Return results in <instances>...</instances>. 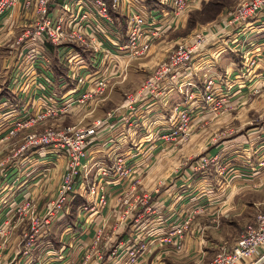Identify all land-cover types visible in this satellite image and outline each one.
I'll use <instances>...</instances> for the list:
<instances>
[{
    "label": "crops",
    "instance_id": "obj_1",
    "mask_svg": "<svg viewBox=\"0 0 264 264\" xmlns=\"http://www.w3.org/2000/svg\"><path fill=\"white\" fill-rule=\"evenodd\" d=\"M23 1L0 16V133L13 121L35 115L49 97L62 101L87 88L72 91L69 80L55 79L52 65L50 69L18 59L25 50L17 48L16 42L36 21L24 10ZM207 1L190 0L187 9L175 15L170 0H144L139 8L145 11L148 30L162 28L148 54L129 61L125 68L117 51L112 59H117L118 66L112 67L110 59L97 63L98 72L92 80L108 78L110 91L106 98L87 103L77 115L93 117L89 126L98 120L104 123L86 147L84 168L75 182L79 205L74 213L66 210L43 231L39 229L33 256L27 262L17 254L27 234L32 233L30 223L17 225L14 221L8 226L6 220L28 200L36 207V214H44L56 194L65 159L49 149L19 152L16 148L11 161L6 151L0 152L1 264H80L87 256L91 257L89 264H209L221 247H230L251 224H245V217L253 214L247 205L250 192L264 193V168L258 164L264 156V89L253 95L264 85V11L253 21L231 29L223 28V19L199 24L183 35L190 13ZM63 9L62 0H56L51 17L63 16ZM126 14L125 4L112 14L122 35ZM199 29L208 31L209 40L190 65L174 79L163 80L152 95L126 107L153 69L166 62L173 47ZM252 56L261 59L249 72L247 63ZM51 57L52 63L54 59L63 63L61 50L54 48ZM208 78L216 84V95H226L229 109L235 110L219 118L208 112L200 94ZM177 103H185L191 113L189 136L182 144L163 139L174 128L172 107ZM106 106L109 109L105 111ZM253 116L255 124L251 123ZM121 155L132 173L124 179L111 176L105 184L107 204L97 208L101 206L87 189L100 180L99 168L111 166ZM200 155H218L220 165L226 168L225 177H220L214 166L205 173L193 171ZM134 179H138V186L132 192ZM262 193L249 204L252 209L264 204ZM126 199L132 210L123 220ZM82 205L96 206L82 211ZM188 218L191 222L179 250L163 241ZM43 253L45 262H41ZM255 264H264V257Z\"/></svg>",
    "mask_w": 264,
    "mask_h": 264
},
{
    "label": "built area",
    "instance_id": "obj_2",
    "mask_svg": "<svg viewBox=\"0 0 264 264\" xmlns=\"http://www.w3.org/2000/svg\"><path fill=\"white\" fill-rule=\"evenodd\" d=\"M20 0H0V16L8 12ZM56 0H24L23 8L36 18L34 26L26 31L16 42V47H22L25 53H19L20 61L26 60L51 69V51L47 45H52L64 55L63 63L58 61L63 68L66 79L69 80L72 91L84 89L82 94L76 97L68 95L62 101L49 99L35 115L26 116L23 119L13 121L4 132L0 133V152L5 150L6 144L23 134L25 142L18 148L23 152L28 148L35 150H51L53 153L62 154L65 159V169L57 189L55 201H53L44 213L43 223L45 227L54 222L77 196L75 183L83 171V160L86 157V147L96 135V130L103 125L98 120L89 127L75 128L63 127L54 129L45 125L51 119H59L82 109L89 102H96L105 96L109 89V79L97 77L92 80L94 72H98L97 63L101 65L110 59L112 67L118 66L117 59H112L117 51L121 57L123 68L129 61L144 57L148 54L155 39L160 37L162 28L154 27L148 30L146 14L139 3L144 0H62L64 15L53 19L50 15L52 4ZM126 2V3H125ZM190 0H170L173 14L184 12ZM126 6V31L122 35L112 17L111 12L119 10L121 5ZM264 11V0H248L236 6L228 13L223 21L224 29H231L241 24H247ZM208 31L201 30L194 33L188 40H183L169 54L166 62L158 65L142 83L135 97L128 99L126 107L131 108L132 102L138 98L152 95L163 80H172L184 68L188 67L194 57L200 53L208 42ZM109 44V45H108ZM260 57L252 56L248 59V69L252 71L260 62ZM94 70V71H92ZM88 71V74L83 72ZM186 86H191L187 84ZM264 89V85L254 91ZM215 82L208 78L201 90V95L208 112L215 117L221 112L229 110V98L220 93L216 95ZM111 113H107L110 116ZM172 115L175 124L172 131L163 135V139L169 143L182 144L187 141L191 123V113L185 103H177L172 107ZM38 127H44L43 131H36ZM193 171L205 173L213 166L221 167L217 156H203L194 161ZM264 168V156L258 162ZM100 180H95L88 187L90 196L95 197L98 206H104L107 202L106 183L111 176L120 179L131 175L132 169L128 166L124 156H117L111 166L99 168ZM138 179L131 183L132 192L136 191ZM15 213L22 215L28 209L31 223L32 236L25 244L31 248L39 235L36 219V207L28 200L23 201ZM125 205L122 219H125L132 210L129 199L123 201ZM96 205L80 206V210H94ZM38 216V217H37ZM37 222V223H36ZM40 222V221H39ZM191 218L186 219L171 236L163 241L172 243L179 250L183 233L187 231ZM36 223V224H35ZM40 224V223H39ZM37 225V226H36ZM98 240V239H97ZM24 248V247H23ZM27 248V250H28ZM24 250V249H23ZM24 252V251H23ZM26 255V252L24 253ZM264 257V210L256 215L252 225H248L240 237L230 246L221 247L209 264H239L242 262L257 263ZM85 258H89L88 256ZM131 262L134 255L131 254ZM254 262V263H253Z\"/></svg>",
    "mask_w": 264,
    "mask_h": 264
},
{
    "label": "rangeland",
    "instance_id": "obj_3",
    "mask_svg": "<svg viewBox=\"0 0 264 264\" xmlns=\"http://www.w3.org/2000/svg\"><path fill=\"white\" fill-rule=\"evenodd\" d=\"M223 4H224V7L220 10V13L214 18V20H208V15L210 14V12L212 11L211 9H209V7H207V11H206V13L205 14H200L199 13V11H201V9H202V7L199 9V10H197V11H194V12H192V13H190V16L188 17V19H187V22H188V20H189V18H193L194 19V21H195V25H194V27H193V29L192 30H194L195 29V27L197 26V25H205V24H210L211 22H216V21H218V20H223V19H225L226 18V16L228 15V13L230 12V11H232L236 6H238L239 4H241L242 2H245V1H248V0H220ZM208 2V1H207ZM204 3H206V2H204ZM204 3H203V5H204ZM202 6V5H201ZM210 10V11H209ZM224 21V20H223ZM191 30V31H192ZM202 29H199V30H197L196 32H198V31H201ZM191 31L189 32V34L191 33ZM196 32H192V34H191V36L194 34V33H196ZM172 36V35H171ZM190 36V37H191ZM173 37H175V36H173ZM189 37V38H190ZM165 40L166 41H169L170 40V37L168 36L167 37V39L165 38ZM177 44H179V43H177ZM177 44L173 47V49H172V51L175 49V47L177 46ZM171 51V52H172ZM145 57V56H144ZM157 67V66H156ZM155 67V68H156ZM154 68V69H155ZM153 69V70H154ZM130 89H132L131 87H130ZM108 92L107 93H105L106 95H105V97H103V98H106V96H107V94L109 93V91H110V89H108L107 90ZM254 93H253V95L254 96H257V95H259V94H261L262 93V90L261 91H258V92H255V91H253ZM102 98V99H103ZM121 98H123L122 96H121ZM101 99V100H102ZM237 107V106H236ZM105 108V111L107 110V109H109L108 108V106H106V107H104ZM103 108V109H104ZM103 109H102V111H103ZM236 108H230L229 110H227V111H225L224 113L223 112H221V113H219L218 115H215V117H221L222 116V114H225L226 112H230V111H232V110H235ZM81 109L80 110H77V112H74V113H72V114H70L69 116H67V117H65V119H59V120H54V121H50V122H48L45 126L46 127H49V128H54V129H60V128H62V126L63 127H75L76 129L77 128H84V127H88L89 126V123H91V122H88V121H90L91 119H93V117H85V114H82L79 118L77 117V115H80L81 114ZM82 118H84V119H82ZM255 121H257V120H255ZM255 121H254V116L252 117V124H255ZM43 129H44V127H38L37 129H35L37 132L39 131H43ZM25 142V140H24V138H23V134L21 135V136H19V137H17V138H15L14 140H12V141H10L9 143H7L6 144V149L5 150H3V151H1V153H3V152H7V155H6V158H8V161H11V159H12V156H13V151H14V149H16V148H19L20 146H22V144ZM0 155H2V154H0ZM203 156H208V157H213V156H217V159H218V163L220 164V158L218 157V155H200V156H198L197 158H196V160L198 159H200L201 157H203ZM214 167H215V169L217 170V173L219 174V176L220 177H225V175H226V168L225 167H223V166H221V167H217V165H213ZM64 173V172H63ZM77 181V180H76ZM76 181H74V183L76 182ZM60 182H61V180H60ZM59 185H60V183H59ZM59 185H58V187H59ZM58 187H57V189H58ZM106 190V189H105ZM87 192H88V189H87ZM56 193H57V190H56ZM251 194L249 195V197L251 198V199H249V204L250 203H252V202H254L255 200H256V198H257V195L258 194H260V193H262V192H260V193H257V192H253V191H251L250 192ZM89 194V193H88ZM90 195V194H89ZM107 196V195H106ZM91 197V199H93V200H95L96 198L95 197H92V196H90ZM262 197H264V193H262ZM55 198H56V194H55V196H54V198L51 200V201H49V203L47 204V207L49 208L50 207V205H51V203L53 202V201H55ZM84 203V202H83ZM83 203H81V204H83ZM97 203V202H96ZM24 203L22 202V204H21V206L23 205ZM107 204V203H106ZM106 204L103 206H101V207H97V208H103V207H105L106 206ZM249 204H247L248 205V207H249V211L250 212H253V214L251 215V216H248V218L247 217H245V224L246 223H248V222H251V224H249V225H252L253 223H254V221H255V218H256V215L259 213V212H261V211H263L264 210V204H262L261 206H257L256 208V210H254V209H252L253 208V205L251 204V205H249ZM20 206V205H19ZM18 206V207H19ZM83 206V205H82ZM92 206V205H91ZM18 207H16V209L15 210H17V208ZM47 208V209H48ZM68 208V212H70V214H72V213H74L75 211H76V208L77 207H74V202H72L71 204H70V207L68 206L67 207ZM81 209V208H80ZM124 210V209H123ZM259 210H261V211H259ZM47 211V210H46ZM64 211H66V210H64ZM63 211V212H64ZM259 211V212H258ZM258 212V213H257ZM28 213V209H26L23 213H22V215H19L18 213H16L15 214V216H13L11 219H7L6 220V222H7V225L8 226H13V224L16 222V224L17 225H25V224H28L29 225V223H30V230H31V223L33 224V222H35V221H33V220H30V218H29V215L27 214ZM45 213V212H44ZM257 213V214H256ZM28 215V216H27ZM44 215V214H43ZM43 215H39V217L36 219V221L38 222H36L37 223V225H38V227L39 228H41V227H45V224L43 223V219H44V216ZM74 217H75V215H73V216H71V220L72 219H74ZM250 219V220H249ZM124 220V219H123ZM15 221V222H14ZM40 221V222H39ZM35 223V224H36ZM40 223V224H39ZM244 223V222H243ZM245 224H243V225H245ZM36 225V226H37ZM50 225V224H49ZM248 226V225H247ZM246 226V227H247ZM241 226L238 224V228H240ZM245 227V228H246ZM43 229L44 228H42L41 230L43 231ZM39 234V233H38ZM41 234V233H40ZM44 235V234H43ZM30 236H32V233H29V234H27V236H26V239H25V241L24 242H28L29 241V237ZM21 241V240H20ZM26 243H24V246H21L20 244V246H19V251H18V254H17V256H19V255H21V256H23L24 258H25V262H27L32 256H33V254H32V252H33V247H34V245L31 247V248H28L27 246H25V244ZM34 244H35V242H34ZM24 247V248H23ZM27 248H28V250H27ZM24 249V250H23ZM24 251V252H23ZM26 252V255L24 254ZM114 253H115V251H114ZM27 259V260H26ZM33 259V258H32ZM41 262H45L46 261V259H45V254L43 253V256H42V258H41ZM91 262V257H89V258H85L84 259V261H82L80 264H89ZM125 263H126V261H125ZM0 264H1V260H0ZM43 264H45V263H43Z\"/></svg>",
    "mask_w": 264,
    "mask_h": 264
},
{
    "label": "trees",
    "instance_id": "obj_4",
    "mask_svg": "<svg viewBox=\"0 0 264 264\" xmlns=\"http://www.w3.org/2000/svg\"><path fill=\"white\" fill-rule=\"evenodd\" d=\"M202 9L201 11H199V13L205 14L207 11V7H209V9H211L212 11L210 12V14L208 15V20H214V18L220 13V10L224 7V4L220 1V0H208V2L204 3V5L202 4ZM210 11V10H209ZM111 14H113L114 12H111ZM195 25V21L193 18H189L187 25L185 27V30L183 31V35H187L189 34V32L193 29ZM47 49L52 51L54 50L53 46L48 44L47 45ZM52 71H53V76L55 77V79H58L59 77H62L64 80L66 79V75L65 72L63 70V68L59 65L58 61L56 59L53 60L52 63ZM80 197L76 196V198L74 199V207H77L79 205V203L77 202V200Z\"/></svg>",
    "mask_w": 264,
    "mask_h": 264
}]
</instances>
